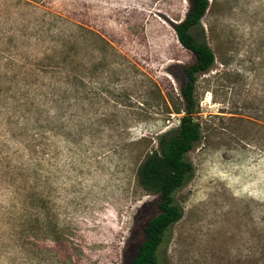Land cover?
<instances>
[{"label": "rangeland", "instance_id": "rangeland-1", "mask_svg": "<svg viewBox=\"0 0 264 264\" xmlns=\"http://www.w3.org/2000/svg\"><path fill=\"white\" fill-rule=\"evenodd\" d=\"M208 2L191 29L215 56L194 84V175L174 194L182 217L157 256L264 264V0ZM189 8L0 0V264L130 263L158 211L139 167L184 114L195 54L173 24ZM21 116L39 119L37 139Z\"/></svg>", "mask_w": 264, "mask_h": 264}, {"label": "trees", "instance_id": "trees-1", "mask_svg": "<svg viewBox=\"0 0 264 264\" xmlns=\"http://www.w3.org/2000/svg\"><path fill=\"white\" fill-rule=\"evenodd\" d=\"M208 0H190V8L185 18L173 24L178 41L187 50L195 54V62L184 68L186 81L181 87L185 102L184 114L180 117L176 128L167 130L157 136V147L153 149L139 167L138 177L141 185L156 194L157 213L147 220L143 226L144 238L129 264H160L157 250L163 237L171 226L182 217V208L174 198L175 192L191 180L194 167L186 157L201 138L200 123L194 117L196 101L194 84L196 74L208 71L214 64L215 56L205 41H198L191 29L200 24L201 18L208 8ZM26 138L29 142L37 139L40 127L39 119L21 116ZM26 149L36 152L35 144ZM31 156L22 167L29 169L35 161Z\"/></svg>", "mask_w": 264, "mask_h": 264}, {"label": "flooded vegetation", "instance_id": "flooded-vegetation-1", "mask_svg": "<svg viewBox=\"0 0 264 264\" xmlns=\"http://www.w3.org/2000/svg\"><path fill=\"white\" fill-rule=\"evenodd\" d=\"M138 250V249H137Z\"/></svg>", "mask_w": 264, "mask_h": 264}]
</instances>
